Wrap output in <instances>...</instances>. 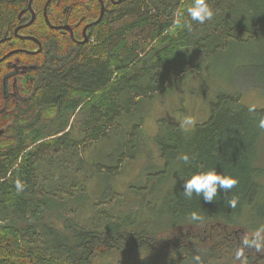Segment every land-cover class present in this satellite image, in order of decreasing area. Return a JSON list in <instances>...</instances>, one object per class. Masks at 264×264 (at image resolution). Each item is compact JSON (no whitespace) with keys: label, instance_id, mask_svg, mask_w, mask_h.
<instances>
[{"label":"trees","instance_id":"trees-1","mask_svg":"<svg viewBox=\"0 0 264 264\" xmlns=\"http://www.w3.org/2000/svg\"><path fill=\"white\" fill-rule=\"evenodd\" d=\"M27 2L0 0V25L19 22ZM192 2L123 0L91 27V42L73 47L66 34L60 73L45 81L31 110L13 118L0 138V264H197L196 256L199 264H264V248L242 243L257 232L264 236V106L249 107L239 91L225 92L191 128L160 120L150 137L159 160L147 149L154 163L147 169L141 121L122 127V113L175 74L236 45H254L256 86L264 93V0H206L214 16L203 24L190 20ZM63 8L72 24L73 0H51V23ZM138 30L147 35L131 37ZM58 32L49 29L48 41ZM189 47L198 62L186 67L181 62L188 61ZM113 136L118 144L107 149V162L90 164L86 149ZM140 157L143 179L124 185L121 177L123 189H113L122 169ZM211 169L238 183L212 202L182 195V178ZM17 179L23 192L15 189ZM233 199L234 208L228 205ZM193 212L202 219L192 221Z\"/></svg>","mask_w":264,"mask_h":264},{"label":"rangeland","instance_id":"rangeland-1","mask_svg":"<svg viewBox=\"0 0 264 264\" xmlns=\"http://www.w3.org/2000/svg\"><path fill=\"white\" fill-rule=\"evenodd\" d=\"M146 35V30H138L131 37L144 38ZM252 46L254 45H236L225 48L214 56H203L199 68H186L183 74H175L162 90L141 100L134 111L122 113V127L126 128L141 121L146 145L143 149L145 157H148L147 149H150V155L153 153L159 160L158 151L150 137L155 134L160 120L176 122L184 128H191L208 118L209 102L215 101L222 93L239 91L242 102L247 106L252 108L264 106V93L256 86L260 85V80L256 77L259 63L257 55L251 57ZM185 55L188 61H182L181 65L187 67L198 62V55L197 57L194 55L191 47L185 49ZM186 120L190 123H185ZM97 144L99 145L98 142ZM117 144L118 136H113L111 141L102 142L98 147L93 144L91 148L86 149L85 158L90 164L98 161L107 162V149L111 152ZM145 157L133 161L129 169H122L121 174L114 179L113 189H123L121 177L125 180L124 185L128 182L126 180L141 181L143 178L138 171L145 167ZM151 164L154 163L148 157L145 169ZM88 168L92 169L90 166ZM92 181L90 189L94 186Z\"/></svg>","mask_w":264,"mask_h":264},{"label":"flooded vegetation","instance_id":"flooded-vegetation-1","mask_svg":"<svg viewBox=\"0 0 264 264\" xmlns=\"http://www.w3.org/2000/svg\"><path fill=\"white\" fill-rule=\"evenodd\" d=\"M29 1L26 14L23 16L22 11L17 14L19 22L0 25V138L8 126H14L13 118H17L21 111L31 110L30 101L45 81L54 73H60L66 55V34L73 47L91 42V27L106 14L114 12V5L123 0H73L72 24L65 22L64 8L57 12L58 22L51 23L48 11L51 0H31L30 5ZM87 16L88 19L82 23ZM26 27L29 30L23 32ZM49 29L59 31L57 35H51V41H48ZM17 40L21 41L20 45H14ZM3 45L6 48L2 49Z\"/></svg>","mask_w":264,"mask_h":264},{"label":"clouds","instance_id":"clouds-1","mask_svg":"<svg viewBox=\"0 0 264 264\" xmlns=\"http://www.w3.org/2000/svg\"><path fill=\"white\" fill-rule=\"evenodd\" d=\"M187 14L191 21L203 24L213 18L214 11L206 0H193L192 4L187 8ZM185 26L189 29L192 27L191 23H186ZM185 123H190V121L186 120ZM259 127L264 129V118L260 119ZM188 159L187 156L183 157L185 163L188 162ZM182 180V195L184 197L191 199L195 194L197 197L202 196L205 202L214 201L221 190L224 192L230 191L238 183L235 177L221 174L216 169L197 171L188 178H182ZM14 186L17 193L23 192L25 189L24 182L19 179L15 181ZM228 205L234 208L236 201L234 199L230 200ZM190 218L192 221H199L202 219L196 212L191 213ZM242 243L244 247L255 248L257 251H260L264 248V236H262L260 232H257L254 238H245ZM240 255L241 253L238 252L237 256L239 257ZM195 260L197 264H199L200 257L196 256Z\"/></svg>","mask_w":264,"mask_h":264},{"label":"bare ground","instance_id":"bare-ground-1","mask_svg":"<svg viewBox=\"0 0 264 264\" xmlns=\"http://www.w3.org/2000/svg\"><path fill=\"white\" fill-rule=\"evenodd\" d=\"M246 27H247V26H246ZM28 49H30V48H28ZM31 54H32V53H31ZM31 54H30V55H31ZM33 57H34V56H33ZM36 60H37V59H36ZM38 61H39V60H38ZM38 61H37V62H38ZM41 65H42V64H41ZM223 103H224V102H223ZM218 106H219V105H218ZM220 106H221V105H220ZM15 113H16V112H15ZM47 114H48V113H47ZM18 115H19V118H21V117H20V114H18ZM45 115H46V114H45ZM48 115L50 116V114H48ZM223 115H225V114H223ZM231 116H232V115H231ZM231 116H230V117H231ZM16 117H18V116H16ZM45 118H46V117H45ZM231 119H232V118H231ZM232 120H233V119H232ZM230 121H231V120H230ZM229 124H230V122H229ZM233 124H234V123H233ZM227 126H228V125H227ZM221 127H222V126H221ZM234 129H235V128H234ZM248 129H249V128H248ZM226 132H227V131H226ZM228 132H229V131H228ZM248 132H249V131H248ZM224 134H225V133H224ZM248 134H249V133H248ZM229 136H230V135H229ZM255 136H256V135H255ZM244 137H245V136H244ZM249 138H250V137H249ZM252 138H253V137H252ZM246 139H247V138H246ZM259 139H260V138H259ZM244 140H245V139H244ZM246 143L248 144V142H246ZM245 145H246V144H245ZM262 146H263V145H262ZM259 150H260V149H259ZM244 151H245V150H244ZM212 153H213V152H212ZM259 154H260V153H259ZM213 155H214V154H213ZM258 156H259V155H258ZM187 171H188V170H187ZM181 175H182V174H181ZM186 176H187V175H186ZM156 184H157V183H156ZM162 184H163V183H162ZM166 184H167V183H166ZM168 184H169V182H168ZM164 185H165V184H164ZM164 185H163V186H164ZM42 188H43V187H42ZM164 189H165V188H164ZM59 191H60V190H59ZM104 209H105V208H104ZM100 210H102V209H100ZM95 212H96V211H95ZM202 214H203V213H202ZM200 215H201V214H200ZM176 218H177V217H176ZM176 218H175V219H176ZM182 218H183V217H182ZM176 220H178V219H176ZM179 221H181V220H179ZM173 224H174V223H173ZM38 239H39V238H38ZM42 245H43V244H42ZM126 250H128V249H126ZM132 250H133V249H132ZM130 251H131V250H130ZM143 251H144V250H143ZM132 253H133V252H132ZM141 253H142V252H141ZM143 253H145V251H144ZM146 253H147V255H148V252H146ZM141 257H142V256H141ZM143 258H144V256H143ZM145 258H146V257H145ZM135 261H137V260H135ZM140 261H141V260H140ZM130 263H131V262H130ZM135 263H136V262H135ZM141 264H142V263H141Z\"/></svg>","mask_w":264,"mask_h":264},{"label":"water","instance_id":"water-1","mask_svg":"<svg viewBox=\"0 0 264 264\" xmlns=\"http://www.w3.org/2000/svg\"><path fill=\"white\" fill-rule=\"evenodd\" d=\"M30 1H31V0H30ZM30 1H29V5H30ZM102 13H103V10H101L100 16L102 15ZM100 16H99V18L95 21V23L98 22V20L100 19ZM45 17H46V14H45ZM46 21L48 22L47 18H46ZM87 26H88V25H87ZM87 26H85V28H86ZM52 27L57 28L58 26H52ZM85 28H84V30H85Z\"/></svg>","mask_w":264,"mask_h":264}]
</instances>
